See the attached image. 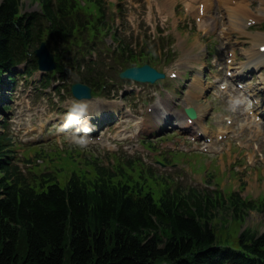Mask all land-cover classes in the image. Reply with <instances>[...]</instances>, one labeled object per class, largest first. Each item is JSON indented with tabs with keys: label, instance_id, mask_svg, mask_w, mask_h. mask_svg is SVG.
<instances>
[{
	"label": "trees",
	"instance_id": "16d2710c",
	"mask_svg": "<svg viewBox=\"0 0 264 264\" xmlns=\"http://www.w3.org/2000/svg\"><path fill=\"white\" fill-rule=\"evenodd\" d=\"M84 1L39 0L41 12L22 14L20 0H2L0 86L12 84L21 64L36 69L32 50L42 40L62 60L97 37L102 8ZM11 147L0 134V264H264V233L243 232L238 252L221 248L209 198L165 191L156 201L104 168L73 174L65 186L52 174L27 181Z\"/></svg>",
	"mask_w": 264,
	"mask_h": 264
},
{
	"label": "rangeland",
	"instance_id": "374dc122",
	"mask_svg": "<svg viewBox=\"0 0 264 264\" xmlns=\"http://www.w3.org/2000/svg\"><path fill=\"white\" fill-rule=\"evenodd\" d=\"M103 2L107 5L110 15L111 13L114 14L113 18L115 20L113 29L119 38L127 41L133 48L143 50L144 53H149L150 49L152 55L153 50L157 55L160 53L165 54L166 51L170 50L166 54L167 59H160L161 62L164 60H168V62L161 63L157 61L156 65L158 67L161 65L164 69L168 70L174 65L175 60L180 59L177 57V52L174 50L183 51L185 47L191 49V46L194 44L195 48L192 49V52H194V50L198 51L200 48L208 45L210 48L209 54L211 55L215 53L213 51L218 50L220 47L218 44L219 39L217 37V32H211L208 36L204 37L195 26L194 19L190 16H185L183 9L187 3L186 0H103ZM39 10L40 3L38 0H21L22 12ZM207 11L208 13H206L205 19L213 25L218 22L219 27H222L227 22L226 12L220 7H217V5L213 3L210 4V8H207ZM236 31L237 33L232 34V39L234 40L232 44L237 49L257 43L259 40L254 38L255 35H261L262 38L260 42H264V23L250 30L248 34L239 30ZM107 42L111 45V51L118 45L110 35L107 38ZM175 42H177V45L174 44ZM103 60H105V70L108 73L110 68L108 64L110 60H108L107 56H103ZM70 64L71 62L66 63L68 69L70 68ZM39 77L40 73L37 72L32 78H28V81L32 80L29 81L28 84L24 78L18 77L15 98L12 99L9 111L12 117L9 122L16 148V162L19 164L27 180H33L39 175L53 172V167L61 160V157H56L55 159H48L46 161L43 154L37 155L34 151L27 153L26 149L32 145H38L47 153L55 152L54 148L56 145L58 148L60 147L63 149L69 147L65 149V151H70L72 147H78L84 151V154L96 156V158L102 161L106 166L117 162L113 157L114 154H124L126 157L123 159H133L141 156L140 159L145 158L147 163L154 160L153 157L147 156L146 153H140V151L135 150L136 152L132 154L122 147H118L116 151H111L101 146L87 147L75 145L69 138H65V142H54V139L62 136L54 133L53 129H51V125L60 122L61 116L65 112L76 113L78 105L82 103L76 102L72 98L68 90L69 81L64 84L66 87L61 88L60 92H58L54 88H40L37 82ZM207 79L212 82L211 76L207 77ZM58 82L59 81L54 80V85H57ZM128 84L132 86V84ZM153 88L156 87H150L149 89ZM6 92L7 91L3 92L4 95H2L9 96L8 93L5 95ZM128 103L132 110L137 108L140 104V102L136 100V97L129 98ZM52 104H54V107H49L46 114L37 112L41 105L46 107ZM210 104L211 107H213L212 103ZM108 116H110L109 113ZM215 116L216 113H213L212 117L214 118ZM2 118L3 117H1V120ZM0 130L2 131L1 127ZM254 135L255 133L253 130L245 134L244 138L246 141L241 143V148H244L242 151L236 147H233L230 151L228 144L224 146L223 158L225 164L220 167V172H215L219 170L215 166L212 167V170L209 169L205 172L208 158L203 161L201 155L197 152L190 154L174 152L169 154L174 164L187 168L188 171L192 173V176L186 173L183 168L176 166H171L166 170L157 166L155 169L160 174L170 175L169 178L172 180H179L186 186L196 187L200 191H210L221 177L220 188L222 190H228L229 187L233 190H240L242 197L249 195L258 197L259 195H264V160H260L264 159V142L261 143V137H259L258 144L260 145V150L253 149L249 141L258 138H255ZM43 137L48 138L49 141H41ZM185 140L189 142V138ZM171 141L177 144L176 139H172ZM46 143L52 144V146L42 145ZM146 148L148 149V146H146ZM247 151L248 154L245 153ZM248 156L253 157L255 160H249ZM62 157L67 159L70 155L63 153ZM212 157L214 156H210L209 158L211 159ZM76 161H78L80 169L85 168L87 163L90 162L83 158L79 160L76 159ZM207 165L209 166L210 162H208ZM229 169L235 171L236 174L234 176L231 175V177H226V173ZM61 175L63 178L64 173H61ZM229 175L228 173L227 176ZM243 184H245V189L241 188ZM147 188L151 187L147 186ZM231 213L232 210L221 208L217 219L216 231L220 229V235L223 238H225L228 233L226 239H232V235L236 234L237 230L240 228H249L259 233L264 232V213L250 211L244 217V222L234 221L233 223L230 222ZM221 244H225V242L222 241Z\"/></svg>",
	"mask_w": 264,
	"mask_h": 264
},
{
	"label": "water",
	"instance_id": "95a60500",
	"mask_svg": "<svg viewBox=\"0 0 264 264\" xmlns=\"http://www.w3.org/2000/svg\"><path fill=\"white\" fill-rule=\"evenodd\" d=\"M34 52L38 58V65L41 70H52L55 68L56 64L54 62V55L48 50L44 42ZM143 73H151L154 75V78L159 76L148 66H144L143 68H139V69H135V68L127 69L125 72L121 74V76L127 78H133L136 80H142V81L153 80L148 76L149 74H146L147 77H142ZM72 91L75 94V96L78 97L90 96V89L85 85L75 84L72 86Z\"/></svg>",
	"mask_w": 264,
	"mask_h": 264
},
{
	"label": "bare ground",
	"instance_id": "6f19581e",
	"mask_svg": "<svg viewBox=\"0 0 264 264\" xmlns=\"http://www.w3.org/2000/svg\"><path fill=\"white\" fill-rule=\"evenodd\" d=\"M235 8L237 9V11L240 14H244V13H247L248 12V10H249V4L246 3L244 5H237ZM259 54H261L262 57L261 58L256 57L257 59H255V60L256 61H258V60H264V53L259 52ZM250 63H252V61ZM254 63H255V61H254ZM263 63H264L263 61H260V64H263ZM226 132L227 131L221 127V132L219 134H226Z\"/></svg>",
	"mask_w": 264,
	"mask_h": 264
}]
</instances>
